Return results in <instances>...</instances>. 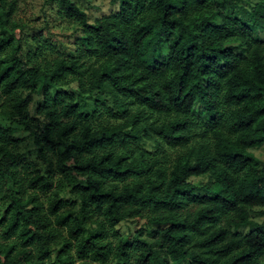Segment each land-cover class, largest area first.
<instances>
[{
	"label": "trees",
	"instance_id": "obj_1",
	"mask_svg": "<svg viewBox=\"0 0 264 264\" xmlns=\"http://www.w3.org/2000/svg\"><path fill=\"white\" fill-rule=\"evenodd\" d=\"M110 1L0 0V264H264V0Z\"/></svg>",
	"mask_w": 264,
	"mask_h": 264
},
{
	"label": "rangeland",
	"instance_id": "obj_2",
	"mask_svg": "<svg viewBox=\"0 0 264 264\" xmlns=\"http://www.w3.org/2000/svg\"><path fill=\"white\" fill-rule=\"evenodd\" d=\"M76 3L82 10H84L90 21H94L99 17L116 14L118 11L119 2H112L110 0H71ZM57 7L50 3H45V0H16L15 18L18 21L26 22L30 25L26 30L28 34L32 35L34 31H40L42 39L50 41L58 48V51L68 55L71 50L75 48L77 38L76 25L70 24L66 21H61L57 17ZM19 152L23 156L34 163L38 164L42 170L32 138L26 137L19 147ZM255 155L264 163V145L254 150ZM194 184H203L207 182L205 176L192 178ZM251 217L256 222L264 223V207L254 208L251 211ZM133 224L123 223L120 225L123 232H126L129 227L132 229ZM248 229V228H247ZM243 229V231H247Z\"/></svg>",
	"mask_w": 264,
	"mask_h": 264
}]
</instances>
